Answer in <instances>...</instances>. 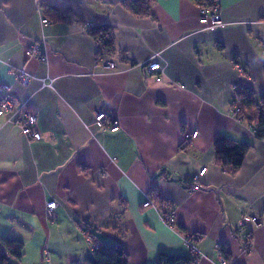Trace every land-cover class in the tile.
Returning a JSON list of instances; mask_svg holds the SVG:
<instances>
[{"label": "crops", "instance_id": "obj_1", "mask_svg": "<svg viewBox=\"0 0 264 264\" xmlns=\"http://www.w3.org/2000/svg\"><path fill=\"white\" fill-rule=\"evenodd\" d=\"M125 1L0 0V85L41 135L30 141L0 117V236L24 243L13 263L86 264L95 248L119 244L128 264H156L159 252L192 257L190 237L202 255L192 264H218L220 245L229 264H264V140L231 115L239 93L264 96V0H214L223 23L214 28L193 0H153L145 15ZM94 25L111 28L114 71L95 64ZM35 43L46 61L27 56ZM151 63L159 82L145 73ZM17 69L32 76L27 85ZM98 112L119 130L98 128ZM218 137L249 144L239 167L219 162ZM156 196L173 228L142 206ZM245 217L259 224L240 226Z\"/></svg>", "mask_w": 264, "mask_h": 264}, {"label": "trees", "instance_id": "obj_2", "mask_svg": "<svg viewBox=\"0 0 264 264\" xmlns=\"http://www.w3.org/2000/svg\"><path fill=\"white\" fill-rule=\"evenodd\" d=\"M153 0H127L129 8L137 15H145L149 12L150 3ZM200 3L201 7L211 8L214 0H193ZM89 34L101 43L102 49L111 54V28L108 25H94L88 29ZM240 109L239 116L242 120L248 122L252 127L256 138L264 140V96L255 99L254 93H239L233 104ZM215 152L220 163L229 167H239L250 148L248 143L234 142L225 138H216ZM223 146V147H222ZM187 147V145H182ZM155 203L160 212L162 199L154 197ZM172 212V211H171ZM166 213V212H163ZM88 237L90 235L86 233ZM247 234L245 235V238ZM245 251L250 249L249 240L244 241ZM220 254L229 264V254L223 245H220ZM24 254V243L20 239L0 236V264H14L13 261H20ZM194 258L189 256L169 255L165 252H159L156 256V264H192ZM86 264H128V256L124 248L119 244L109 246H100L92 251L91 257L87 259Z\"/></svg>", "mask_w": 264, "mask_h": 264}, {"label": "built area", "instance_id": "obj_3", "mask_svg": "<svg viewBox=\"0 0 264 264\" xmlns=\"http://www.w3.org/2000/svg\"><path fill=\"white\" fill-rule=\"evenodd\" d=\"M43 24H47V19H42ZM200 24L203 25L205 28H214V27H220L223 25L222 19L220 16V13L218 11V6L214 5L209 9H204L201 11V19ZM97 47H98V53L96 55V65H100L105 69H108V71H114L116 68V64L114 61L108 59V56L110 55L107 50L102 49L101 43L97 40ZM27 56L29 58H34L39 61H46V55L44 53V47L40 43L33 44L30 49L27 51ZM161 70V67L158 63H151L149 64L146 69L145 73L147 75L153 76L157 82L161 80L160 75L158 72ZM14 76L16 82H18L20 85L25 86L27 83L31 80L32 76L28 74L23 69H17L14 71ZM237 87L234 86V90ZM237 90V89H236ZM240 109L236 106H234L231 110V115L238 119L242 120V117L239 116ZM0 117L6 118L8 121H11L13 124H15L21 134L26 137L30 141H40L41 135L37 131V116L29 111L27 109V105L25 102L21 101L16 95H14L11 91L10 85L2 84L0 85ZM106 116L103 112L96 113L94 117V123L95 125L100 129H108L110 132H117L119 130V124L118 121L113 120L111 123L106 126L105 124ZM198 136L197 131H192L190 133H184L182 136V145H188L191 140L196 139ZM205 172V169H202L198 176L203 175ZM194 179H197V177H194ZM196 189L198 186L195 187ZM143 207H149L151 206L154 210H156L159 214V217L162 219V222L170 227L173 228L174 224V214L171 211H168L166 213L160 212L158 206L150 201L149 198H147L146 202L142 205ZM56 208V203L54 201L48 202L45 206L44 213L47 219H53L54 218V210ZM249 221L252 224H257V218L251 217V218H243V221L240 226H244V224ZM88 242H92V239L88 237ZM185 244L190 249L191 255L194 258V261L197 260V257L202 256L200 252L198 251L197 247L193 244L190 237H186L184 239ZM218 250L219 247H218ZM220 253V251H219ZM218 264H228L226 260L223 258V256L220 254Z\"/></svg>", "mask_w": 264, "mask_h": 264}, {"label": "rangeland", "instance_id": "obj_4", "mask_svg": "<svg viewBox=\"0 0 264 264\" xmlns=\"http://www.w3.org/2000/svg\"><path fill=\"white\" fill-rule=\"evenodd\" d=\"M258 221V220H257ZM252 224V223H251ZM259 224V221L257 222V224L256 223H254V224H252L253 226H255V225H258ZM251 234V232L248 234V238H250V235ZM191 253V252H190ZM198 259V258H197Z\"/></svg>", "mask_w": 264, "mask_h": 264}]
</instances>
